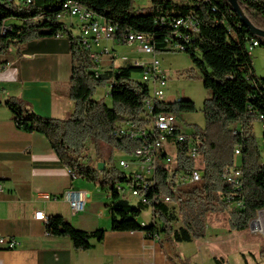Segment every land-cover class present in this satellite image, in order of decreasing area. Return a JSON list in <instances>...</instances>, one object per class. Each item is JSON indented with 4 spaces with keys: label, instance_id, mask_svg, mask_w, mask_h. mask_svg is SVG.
<instances>
[{
    "label": "trees",
    "instance_id": "obj_1",
    "mask_svg": "<svg viewBox=\"0 0 264 264\" xmlns=\"http://www.w3.org/2000/svg\"><path fill=\"white\" fill-rule=\"evenodd\" d=\"M68 1L0 0V55L33 39L64 33L74 59L69 81L73 112L63 119L45 117L28 109L22 100L9 98L5 104L17 127L44 134L74 177L95 182L100 170L92 163L93 158L112 163L113 168L110 171L105 168L106 174L102 177L112 191L107 206L113 231H138L148 237L163 234L167 240L180 243L204 238L209 218L214 220V225L231 232L249 229L250 222L264 209V161L253 130L255 115L264 112V78L255 74L248 47L253 40L264 46V38L252 33L227 0H151L152 13L149 14H137L135 0H74L117 27L115 39L122 41L130 32L144 34L157 52L171 50L168 42L179 40L171 24L174 19L193 15L199 27L185 43V52L211 93L202 108L205 127L196 126L191 133L201 142V157L192 159L189 143L182 142L176 146L175 162L177 170L200 167L203 177L198 183L174 188L168 181V170L160 168L155 191H148L151 197L157 196L152 206L153 220L143 226V220L138 218L142 208L149 206L139 201L138 207L132 206L122 197L124 192L117 188L120 185L128 189L138 180L133 178L131 170L127 173L126 168L120 163L117 167L114 162L116 152L130 154L140 142L115 137L113 131L128 121L146 123L144 100L148 85L133 78L142 68L132 63L98 70L99 65L90 58L81 36L73 35L69 26L61 21ZM238 2L251 22L264 29V0ZM109 82L110 107L93 98L96 87ZM157 110L180 116L196 111L197 106L191 99H182L159 103ZM89 144L94 155L88 149ZM237 147L241 148L240 161L235 155ZM130 155L129 160L133 158ZM236 167L243 171L240 189L222 178L225 171ZM165 197L170 200L165 201ZM45 226L48 235L70 239L77 250L90 249L93 240L102 242L106 234L105 229H77L62 215L50 216ZM215 262L228 264L224 257H215Z\"/></svg>",
    "mask_w": 264,
    "mask_h": 264
},
{
    "label": "crops",
    "instance_id": "obj_2",
    "mask_svg": "<svg viewBox=\"0 0 264 264\" xmlns=\"http://www.w3.org/2000/svg\"><path fill=\"white\" fill-rule=\"evenodd\" d=\"M61 21L73 35H80L75 17L64 14ZM116 44L125 42L101 39L94 45L96 52L106 47L115 54L113 60L105 59L98 70L135 61L123 56L124 64H116ZM132 46L140 49L137 44ZM73 63L64 33L33 39L0 55V233L18 242L13 249L0 247V264H216L215 257H224L228 264H251V259L262 263L263 242L244 240L251 238L244 231L237 234L241 235L240 242L229 241L237 235L211 225L204 238L174 243L163 234L148 237L138 231L111 230L109 187L102 177L106 172L100 171L95 182L71 175L47 137L18 128L5 104L9 98H16L41 116L68 117L74 110L69 96ZM99 161L102 160L93 158L92 163L97 166ZM105 168L110 171L112 163L105 161ZM70 188L86 192L83 211L74 213L64 199V192ZM44 194L50 198H43ZM53 215L64 216L77 229H105V238L102 242L93 240L90 249L77 250L70 239L46 233V221ZM251 232L259 233L253 227Z\"/></svg>",
    "mask_w": 264,
    "mask_h": 264
},
{
    "label": "built area",
    "instance_id": "obj_3",
    "mask_svg": "<svg viewBox=\"0 0 264 264\" xmlns=\"http://www.w3.org/2000/svg\"><path fill=\"white\" fill-rule=\"evenodd\" d=\"M30 2V0H28ZM65 14L77 19L80 28V39L82 45L89 51L90 58L100 65L105 59L113 60L115 54L109 48H103L96 52L93 50L95 44L101 39H115L114 34L117 27L107 23L97 17V15L79 2L70 0L65 4ZM174 27V35L179 38L174 42H168V48L171 50L185 51V43L190 41L192 33L199 31L198 24L193 15L179 17L171 21ZM123 41L129 45L137 44L140 50L152 54L150 62L132 61L136 67L142 68V81L148 85V94L144 100V107L147 113L146 123L140 124L128 121L113 131V135L118 138L134 139L140 142L138 148L130 152L133 158H122L119 163L124 168H130L132 176L138 182L130 186L128 191L136 197L139 202L152 208L157 196L149 195L150 190L155 191L157 184V175L160 168L168 170V181L174 187H180L188 184H195L202 180L203 173L200 167L186 171L176 168V146L182 142H188L190 145L189 155L192 159L199 160L201 157V142L195 139L191 133L183 128L180 122V116L167 110H157L159 103L166 102V88L169 79L166 71L163 69L160 59L157 57V50L151 39L144 34L130 32ZM258 46V41L253 40L250 49ZM98 74V73H97ZM109 93V92H108ZM255 119L260 121L261 128L264 131V112L255 115ZM237 132L234 131V134ZM236 157H241V148H236ZM239 163V162H237ZM71 173V169L68 168ZM222 178L232 186L240 189L243 186V171L241 168H231L222 174ZM119 191L125 192L127 189L118 185ZM110 199L112 191L109 189ZM63 197L70 204L74 213L81 212L86 207L87 194L79 189H67ZM43 198L49 199L50 195L44 194ZM165 197V201H169ZM145 226L147 223L142 221ZM18 242L14 238L5 237L0 233V247L13 249L17 247Z\"/></svg>",
    "mask_w": 264,
    "mask_h": 264
},
{
    "label": "rangeland",
    "instance_id": "obj_4",
    "mask_svg": "<svg viewBox=\"0 0 264 264\" xmlns=\"http://www.w3.org/2000/svg\"><path fill=\"white\" fill-rule=\"evenodd\" d=\"M177 2H191L192 0H175ZM135 9L137 14H149L152 13V2L151 0H135ZM13 21V20H12ZM12 21H8L12 23ZM78 26L76 25V28ZM78 29H76V32ZM111 46V43H108ZM116 52L119 56V59L116 61V64H124V61L121 57H128L133 60L141 61L142 63L150 62L152 60V54L146 53L142 50L136 49L134 46H129L128 44H116ZM252 54L253 66L255 74L259 77L264 78V46L258 45L250 50ZM157 57L160 59L163 69L166 71L169 83L166 88V100L168 102H174L182 99H191L196 103L197 110L194 112H185L180 115V122L183 125V128L189 133H192L196 130V126L199 128L205 127V116L202 110L204 101L211 97V93L207 90L201 78V73L198 68H196L189 56L185 51L177 50H166L160 51L157 53ZM133 78L136 81H142V72H136L133 74ZM110 90V82L107 84L99 85L96 87L93 98L97 101L105 103L109 107L112 106V99L108 93ZM254 134L258 140L260 148V158L264 161V137L263 129L261 128L260 121L255 119L253 122ZM89 150L93 154L92 145L89 144ZM104 155H107V150H103ZM94 155V154H93ZM131 155L126 152H116L114 154V162L117 167H119V161L122 158H130ZM100 162V161H99ZM105 162V161H104ZM130 168H126L125 171L130 172ZM123 198H125L132 206L138 207L139 203L136 197L132 196L128 189L123 193ZM259 220V224H254L253 228L259 233H252L251 228L244 231V233H249L251 238L244 239L249 240L250 243H254L258 240L262 241L261 243V253L264 254V209L259 212L256 217ZM140 221H146L147 223H152L153 220V209L150 207H143L141 210V215L138 218ZM214 220L209 218L208 227L214 225ZM179 224H177L178 226ZM234 235L242 234L243 232H233ZM246 237V236H244ZM249 237V236H247ZM254 237V238H253ZM257 239V240H255ZM240 242L242 240L241 235L235 236L229 241ZM259 246V245H257ZM259 249V248H258ZM251 264H256L253 259H251ZM264 264V260L259 262ZM258 263V264H259ZM232 264H235L234 262Z\"/></svg>",
    "mask_w": 264,
    "mask_h": 264
},
{
    "label": "water",
    "instance_id": "obj_5",
    "mask_svg": "<svg viewBox=\"0 0 264 264\" xmlns=\"http://www.w3.org/2000/svg\"><path fill=\"white\" fill-rule=\"evenodd\" d=\"M229 2V4L231 5L232 9L239 15V17L241 18V20L243 21V23L248 26L250 28V30L252 31L253 34L258 35L260 37L264 38V29H261L257 26H255L251 20L245 15L244 11L241 9V6L238 2V0H227ZM97 168L100 171H104L105 169V162L104 161H100L97 164ZM262 211V210H261ZM258 219L255 218L250 222V228L253 227L254 223L257 221Z\"/></svg>",
    "mask_w": 264,
    "mask_h": 264
},
{
    "label": "bare ground",
    "instance_id": "obj_6",
    "mask_svg": "<svg viewBox=\"0 0 264 264\" xmlns=\"http://www.w3.org/2000/svg\"><path fill=\"white\" fill-rule=\"evenodd\" d=\"M68 2H69V1H68ZM258 45H260V44H259V41H258ZM248 49H249V51H250V50L252 51V49H250V45H249ZM254 224H259V220H257Z\"/></svg>",
    "mask_w": 264,
    "mask_h": 264
}]
</instances>
